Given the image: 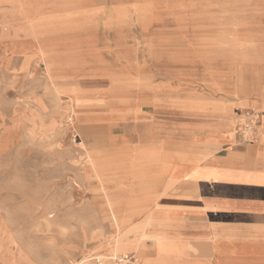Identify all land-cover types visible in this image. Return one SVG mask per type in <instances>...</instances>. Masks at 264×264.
<instances>
[{
	"label": "rangeland",
	"instance_id": "rangeland-1",
	"mask_svg": "<svg viewBox=\"0 0 264 264\" xmlns=\"http://www.w3.org/2000/svg\"><path fill=\"white\" fill-rule=\"evenodd\" d=\"M238 88L264 92V0H0V264H171L142 256L164 166L132 127L235 122Z\"/></svg>",
	"mask_w": 264,
	"mask_h": 264
},
{
	"label": "crops",
	"instance_id": "crops-1",
	"mask_svg": "<svg viewBox=\"0 0 264 264\" xmlns=\"http://www.w3.org/2000/svg\"><path fill=\"white\" fill-rule=\"evenodd\" d=\"M232 95L238 99L235 106L263 113L256 138L264 145V92L238 88ZM121 101L126 104L121 107L124 111L151 116L139 110L146 99ZM177 107L206 111L199 104ZM212 111L224 115L215 123L189 127L175 128L170 121L160 126L149 118L132 127L139 134L138 149L160 148L158 164L164 166L163 174L151 180L152 191L159 196L153 224L145 230L150 236L140 239L145 246L143 258L171 264H264V151L236 142L229 111L217 106ZM130 124H117L124 126L123 144ZM153 207L148 202L147 210Z\"/></svg>",
	"mask_w": 264,
	"mask_h": 264
},
{
	"label": "built area",
	"instance_id": "built-area-1",
	"mask_svg": "<svg viewBox=\"0 0 264 264\" xmlns=\"http://www.w3.org/2000/svg\"><path fill=\"white\" fill-rule=\"evenodd\" d=\"M260 118L261 112L252 108L238 112L235 118V133L240 135L245 142H253L257 136ZM97 263L106 264L101 260H97ZM110 264H139V259L134 254H125L111 259Z\"/></svg>",
	"mask_w": 264,
	"mask_h": 264
},
{
	"label": "bare ground",
	"instance_id": "bare-ground-1",
	"mask_svg": "<svg viewBox=\"0 0 264 264\" xmlns=\"http://www.w3.org/2000/svg\"><path fill=\"white\" fill-rule=\"evenodd\" d=\"M143 157V158H142ZM151 157H152V154H147L146 152H144V153H142V154H140V158H142L143 160V162L144 163H147L148 164V162L151 160ZM155 159H157V158H155ZM158 160V159H157ZM141 174V173H140ZM141 182H143L144 183V185H142V187H148L149 185L147 184L148 183V181H146V180H142ZM136 184H138V183H136ZM142 248H145V246H144V244L142 243ZM90 260V259H89ZM79 264H90L89 262H88V259L87 260H83L81 263H79ZM106 264H108V263H106Z\"/></svg>",
	"mask_w": 264,
	"mask_h": 264
}]
</instances>
